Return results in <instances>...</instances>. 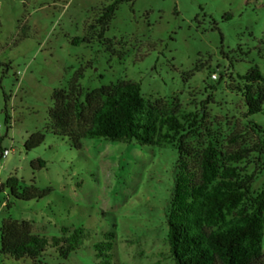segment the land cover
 <instances>
[{
    "label": "rangeland",
    "instance_id": "1",
    "mask_svg": "<svg viewBox=\"0 0 264 264\" xmlns=\"http://www.w3.org/2000/svg\"><path fill=\"white\" fill-rule=\"evenodd\" d=\"M111 1L0 0V184L16 177L21 188H51L39 200L22 201L4 187L0 225L7 218L28 220L48 239L82 225L91 235L66 258L47 247L39 263L0 254V264H98L93 246L106 232L115 233V264H175L166 218L176 148L104 138H84L75 148L45 129L52 91L79 68L85 90L132 80L146 100L179 102L186 121L210 122L224 135L240 128L247 142L263 140L260 152L237 167L241 176L258 172L252 193L264 189V114L250 117L262 129L255 136L243 117L242 96L228 87L252 66L264 76V0L122 2L105 32L110 48L97 40L72 44L89 35V25ZM198 127L191 130L194 144L207 136ZM38 131L43 143L25 150L27 136ZM4 150L8 155L1 158ZM37 158L45 166L33 170Z\"/></svg>",
    "mask_w": 264,
    "mask_h": 264
},
{
    "label": "trees",
    "instance_id": "2",
    "mask_svg": "<svg viewBox=\"0 0 264 264\" xmlns=\"http://www.w3.org/2000/svg\"><path fill=\"white\" fill-rule=\"evenodd\" d=\"M122 2L134 0H113L103 6L89 25V35L75 37L72 44L97 40L110 48L111 40L105 38V32ZM83 69H77L66 86L52 91L45 129L68 138L75 148H80L84 138L174 146L178 158L166 218L168 252L174 263L264 264V189L252 193L258 172L241 176L237 167L239 162H248L260 152L263 140L247 142L248 133L240 128L224 135L210 122L186 121L179 102L146 100L140 83L132 80L85 90L80 83ZM237 80L228 87L242 96L246 108L243 117L251 122L252 134L259 136L262 129L250 117L264 114V76L257 66H252L244 74H238ZM8 121L6 114V124ZM194 124L207 134L200 144H194L190 138ZM44 138L42 131L30 133L24 142L25 150L37 148ZM30 166L38 170L45 166V161L37 158ZM4 187L22 201L39 200L51 191L50 187L39 189L33 183L21 188L16 177L0 184V191ZM104 235V241L93 246L98 264H115L112 262L115 233ZM90 236L79 225L67 235L48 239L34 233L28 220L7 218L0 225V254L39 263L46 248L52 247L59 257L66 258Z\"/></svg>",
    "mask_w": 264,
    "mask_h": 264
},
{
    "label": "built area",
    "instance_id": "3",
    "mask_svg": "<svg viewBox=\"0 0 264 264\" xmlns=\"http://www.w3.org/2000/svg\"><path fill=\"white\" fill-rule=\"evenodd\" d=\"M7 155H8V150H4L1 152V158H5Z\"/></svg>",
    "mask_w": 264,
    "mask_h": 264
}]
</instances>
